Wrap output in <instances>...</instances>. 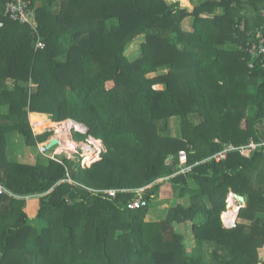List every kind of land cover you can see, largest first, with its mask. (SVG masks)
<instances>
[{
    "label": "trees",
    "instance_id": "1",
    "mask_svg": "<svg viewBox=\"0 0 264 264\" xmlns=\"http://www.w3.org/2000/svg\"><path fill=\"white\" fill-rule=\"evenodd\" d=\"M8 1L0 0V182L10 192L0 194V264H264V156L236 150L264 138V66L243 49L264 24V0H23L36 26L11 19ZM29 114L37 131L84 124L73 139L93 137L104 150L85 165L44 159L37 145L50 133L32 130ZM15 133L33 161L9 151ZM164 185L176 200L147 220ZM229 192L245 199L232 227L221 220Z\"/></svg>",
    "mask_w": 264,
    "mask_h": 264
},
{
    "label": "rangeland",
    "instance_id": "2",
    "mask_svg": "<svg viewBox=\"0 0 264 264\" xmlns=\"http://www.w3.org/2000/svg\"><path fill=\"white\" fill-rule=\"evenodd\" d=\"M168 3H175V2H179L181 5H186V6H192L193 2H197L199 0H166ZM185 29L186 30H190L191 26H190V21L186 20L184 23ZM139 44H140V39L136 42L131 43L127 50H126V55L130 60H134L135 58H137L140 55V48H139ZM164 72H160V73H152L150 74V76H155V75H159V74H163ZM159 86L158 88L155 86V88L157 89H161L163 88V86L161 84L157 85ZM48 115V114H47ZM50 117V119L52 120L51 116L48 115ZM29 124H31L30 122V114H29ZM53 121V120H52ZM66 121V120H65ZM54 122V121H53ZM63 122V121H62ZM57 123H61V122H57ZM177 124L178 121H175L174 119L171 120L170 122V127H171V131H173V134L176 135L177 133ZM32 126V130L36 131V133H50V135L48 136V138L42 142V143H47L51 138L56 136V130L52 127V123L51 124H46V127L44 128V130L42 131H37L35 129V127L31 124ZM160 128H164V122H160V124L158 125ZM76 130L75 128L70 129L69 132L67 133V138L73 142H75L77 144V147L74 151H68L63 149L60 144H58L56 147L52 148V151L50 150V156L51 155H57V156H66L67 158H70L71 160H80L82 165H85L86 162L85 161H89L91 159H96L99 157L100 155V150H104L103 145L101 143V141L99 140V142H94L93 139H91L92 137H89L87 141H74L73 136H72V131ZM177 130V131H176ZM78 131V130H77ZM83 132V131H80ZM178 134V133H177ZM84 145H89L92 146L93 150V154L92 156H90L89 158L86 156L85 153L90 152V148L88 150H84ZM38 146V145H37ZM38 148V147H37ZM54 149V150H53ZM9 151H12V153L18 158L19 161L21 162H31L34 159V154L33 152H30L29 149H27L24 146V141L21 135H19L18 133H15L12 138H11V149ZM38 151H36L35 154H37ZM44 159L48 156L46 155H41ZM94 156V157H93ZM9 157L12 158V155H10L9 152ZM46 160H44L45 162ZM186 160L184 157H182L181 154V162L184 163ZM180 165H182L180 163ZM189 169V168H188ZM232 195L231 192L228 193L227 198H226V210L228 209V204H227V200L228 197ZM158 200H159V206L158 208L152 209L150 211V213L146 216L147 220H160L162 218H164V212L167 208H169L174 201L176 200L174 197H172L171 195V187H169V185H164L163 187H161V191L160 194L158 196ZM234 203H236V205L239 206H244L245 205V199L243 203H239L238 200L236 198L233 197ZM221 220H222V216H221ZM223 222V220H222ZM224 225V223H223ZM225 226V225H224ZM185 231V236H186V240H185V244L187 246V249L189 250V252L195 247L194 245V240L192 238V235L190 233L189 230V225L188 227H186ZM261 258L264 257V250H261L260 253Z\"/></svg>",
    "mask_w": 264,
    "mask_h": 264
},
{
    "label": "built area",
    "instance_id": "3",
    "mask_svg": "<svg viewBox=\"0 0 264 264\" xmlns=\"http://www.w3.org/2000/svg\"><path fill=\"white\" fill-rule=\"evenodd\" d=\"M5 13L13 20H17L19 22H24V23H30L33 26H36L35 16H34L33 12H31L25 8L23 0H10V1H8L5 5ZM247 36L251 39V41L247 43L246 47L243 48V46H240V48L246 49L252 55V60L256 59L259 61V63H261L264 66V24L260 27H256L253 31L249 32L247 34ZM36 47L37 48H43L44 43L42 41L38 40ZM249 66L253 67L254 63L250 62ZM56 146L57 145H54L52 148H54ZM38 149H39V152L41 154L46 155L50 158L56 159V154L51 155V156L49 155L50 154L49 153L50 148L46 147V143L45 144L42 142L38 143ZM258 149L261 151L262 155L264 156V138L260 142H255L253 140H250L248 142V144L236 148V150H239V152L245 157L250 156L252 152H254ZM227 150H230V149L226 148L223 152H220L218 155H216V158L217 159L224 158L225 152ZM101 151L102 150H100V152ZM181 154H180V157H181ZM93 160L94 159H92V161ZM185 160H186V157H185ZM140 191H141V189L138 191V193ZM4 193H10V192L0 182V194H4ZM109 194L114 195V191L110 190ZM233 197L235 198V196H233ZM138 206H139L138 199L132 201L129 204L130 208H136ZM223 223H224V221H223ZM233 223L234 222H232L230 224L224 223V225L226 227H232Z\"/></svg>",
    "mask_w": 264,
    "mask_h": 264
},
{
    "label": "bare ground",
    "instance_id": "4",
    "mask_svg": "<svg viewBox=\"0 0 264 264\" xmlns=\"http://www.w3.org/2000/svg\"><path fill=\"white\" fill-rule=\"evenodd\" d=\"M52 127L56 130L55 138H57L60 141V146L68 151H74L77 147V144L75 142L67 138V133L69 132V130L75 128L78 131H83V132L86 131V128L83 125L73 122L69 119L61 123L53 122ZM91 139H93L94 142H99V140H96L94 138ZM88 149L90 150L92 156L94 150L92 146L84 145V150L86 151ZM233 196L234 195L232 194L228 197L227 200L228 209L222 215V219L226 224H230L234 222L238 215V206L236 205V203H234Z\"/></svg>",
    "mask_w": 264,
    "mask_h": 264
},
{
    "label": "water",
    "instance_id": "5",
    "mask_svg": "<svg viewBox=\"0 0 264 264\" xmlns=\"http://www.w3.org/2000/svg\"><path fill=\"white\" fill-rule=\"evenodd\" d=\"M69 120H71V121H73V122H76V121H74V120H72V119H69ZM76 123H78V122H76ZM79 124H81V123H79ZM81 125H83V126L86 128V131H85V132H87V131H88V128H87L84 124H81ZM56 144H60V141H59L57 138L53 137V138H51V139L46 143V147H47V148H51L53 145H56ZM234 196H235V198H236L239 202H241V203L244 202V197H243V196L238 195V194H235V193H234ZM240 207H241V206L238 207V212H239ZM237 216H238V215H237ZM235 223H236V220L234 221L233 226H235Z\"/></svg>",
    "mask_w": 264,
    "mask_h": 264
},
{
    "label": "clouds",
    "instance_id": "6",
    "mask_svg": "<svg viewBox=\"0 0 264 264\" xmlns=\"http://www.w3.org/2000/svg\"><path fill=\"white\" fill-rule=\"evenodd\" d=\"M56 123H57V122H56ZM92 138H93V137H92ZM96 140H97V139H96ZM74 141H75V140H74ZM56 145H58V144H56ZM53 146H54V145H53ZM53 146H52V147H53ZM52 147H51V148H52ZM51 148H50V150H51ZM51 151H52V150H51ZM182 153H183V152H182ZM185 157H186V154H185ZM231 193L234 194L233 192H231Z\"/></svg>",
    "mask_w": 264,
    "mask_h": 264
},
{
    "label": "crops",
    "instance_id": "7",
    "mask_svg": "<svg viewBox=\"0 0 264 264\" xmlns=\"http://www.w3.org/2000/svg\"><path fill=\"white\" fill-rule=\"evenodd\" d=\"M223 220V219H222Z\"/></svg>",
    "mask_w": 264,
    "mask_h": 264
}]
</instances>
